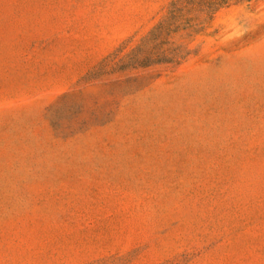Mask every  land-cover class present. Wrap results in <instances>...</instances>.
<instances>
[{
  "label": "rangeland",
  "instance_id": "obj_1",
  "mask_svg": "<svg viewBox=\"0 0 264 264\" xmlns=\"http://www.w3.org/2000/svg\"><path fill=\"white\" fill-rule=\"evenodd\" d=\"M0 264H264V0H0Z\"/></svg>",
  "mask_w": 264,
  "mask_h": 264
}]
</instances>
